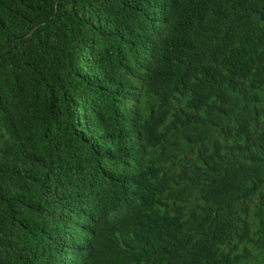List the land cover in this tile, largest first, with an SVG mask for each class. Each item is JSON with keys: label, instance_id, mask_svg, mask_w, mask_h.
I'll return each mask as SVG.
<instances>
[{"label": "trees", "instance_id": "trees-1", "mask_svg": "<svg viewBox=\"0 0 264 264\" xmlns=\"http://www.w3.org/2000/svg\"><path fill=\"white\" fill-rule=\"evenodd\" d=\"M0 264H264V0H0Z\"/></svg>", "mask_w": 264, "mask_h": 264}, {"label": "water", "instance_id": "water-1", "mask_svg": "<svg viewBox=\"0 0 264 264\" xmlns=\"http://www.w3.org/2000/svg\"><path fill=\"white\" fill-rule=\"evenodd\" d=\"M57 1V0H56ZM55 7H56V4H55Z\"/></svg>", "mask_w": 264, "mask_h": 264}]
</instances>
